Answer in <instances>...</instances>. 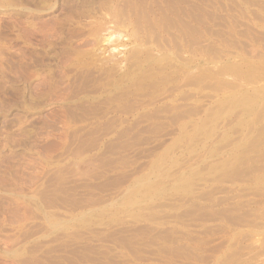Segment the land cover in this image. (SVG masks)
Masks as SVG:
<instances>
[{
    "label": "rangeland",
    "instance_id": "obj_1",
    "mask_svg": "<svg viewBox=\"0 0 264 264\" xmlns=\"http://www.w3.org/2000/svg\"><path fill=\"white\" fill-rule=\"evenodd\" d=\"M263 106L264 0H0V264H264Z\"/></svg>",
    "mask_w": 264,
    "mask_h": 264
},
{
    "label": "bare ground",
    "instance_id": "obj_2",
    "mask_svg": "<svg viewBox=\"0 0 264 264\" xmlns=\"http://www.w3.org/2000/svg\"><path fill=\"white\" fill-rule=\"evenodd\" d=\"M87 18V17H86ZM154 22V21H153ZM137 23V22H136ZM94 31V30H93ZM150 33V32H149ZM134 36V35H133ZM73 37V36H72ZM146 42V41H145ZM81 51V50H80ZM133 52V51H132ZM176 53V52H175ZM149 55V54H148ZM134 57V56H133ZM183 62V61H182ZM200 67V66H199ZM138 69V68H137ZM172 69V68H171ZM197 69V68H196ZM112 70V69H111ZM156 70V69H155ZM158 70V69H157ZM256 70V69H255ZM242 71V70H241ZM112 72V71H111ZM198 72V71H197ZM256 72V71H255ZM113 77V76H112ZM149 77V76H148ZM202 78V77H201ZM159 79V78H158ZM200 79V78H199ZM197 80V79H196ZM138 81V80H137ZM150 81V80H149ZM160 81V80H159ZM158 81V82H159ZM163 82V81H162ZM201 82V81H200ZM141 83V82H140ZM137 84V82H136ZM155 86V85H154ZM182 106V105H181ZM178 107V106H177ZM264 107V106H263ZM183 109V108H182ZM262 110V109H261ZM200 111V110H199ZM183 114V113H182ZM200 114V113H199ZM179 116V115H178ZM238 118V117H237ZM259 122V121H258ZM259 124V123H258ZM256 125V124H255ZM203 128V127H202ZM258 130V129H257ZM209 131V130H208ZM250 134V133H249ZM262 134V133H261ZM248 135V133H247ZM198 136V135H197ZM253 140V139H252ZM247 142V141H246ZM257 142V141H256ZM261 143V142H260ZM262 144V143H261ZM253 146V145H252ZM248 147V146H247ZM250 149V148H249ZM227 168V167H226ZM236 172V171H235ZM254 172V171H253ZM210 175V174H209ZM253 177V176H252ZM195 181V180H194ZM263 181V180H262ZM263 191V190H262ZM134 210V209H133ZM137 218V217H136ZM227 260V259H226Z\"/></svg>",
    "mask_w": 264,
    "mask_h": 264
}]
</instances>
